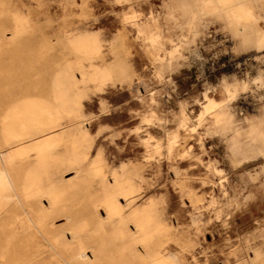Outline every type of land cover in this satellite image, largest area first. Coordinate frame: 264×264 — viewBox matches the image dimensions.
Here are the masks:
<instances>
[{
	"label": "rangeland",
	"instance_id": "374dc122",
	"mask_svg": "<svg viewBox=\"0 0 264 264\" xmlns=\"http://www.w3.org/2000/svg\"><path fill=\"white\" fill-rule=\"evenodd\" d=\"M234 2L0 0L3 121L55 126L7 151L52 237L0 180V264H264V0Z\"/></svg>",
	"mask_w": 264,
	"mask_h": 264
},
{
	"label": "bare ground",
	"instance_id": "6f19581e",
	"mask_svg": "<svg viewBox=\"0 0 264 264\" xmlns=\"http://www.w3.org/2000/svg\"><path fill=\"white\" fill-rule=\"evenodd\" d=\"M224 1V0H223ZM230 1H235V0H228ZM249 1V0H248ZM212 3V2H211ZM235 3V2H234ZM216 4V3H215ZM214 4V5H215ZM227 4V3H225ZM213 5V4H212ZM214 7V6H213ZM217 7V6H216ZM233 8V7H232ZM230 8V9H232ZM237 9V8H235ZM240 12V8H238ZM214 10V9H213ZM216 10V9H215ZM234 10V9H233ZM234 13V12H233ZM244 14V13H243ZM247 16V15H246ZM240 17V16H239ZM242 18V16L240 17ZM239 18V19H240ZM247 18V17H245ZM249 18V17H248ZM244 19V17H243ZM244 21V20H241ZM247 22V21H246ZM80 34V33H79ZM87 34V33H86ZM89 34V33H88ZM84 35V34H83ZM91 35V34H90ZM87 36V35H86ZM80 37V36H79ZM84 37V36H83ZM82 37H80L81 39ZM86 38V37H85ZM89 38V37H88ZM86 38V39H88ZM85 39H83L84 41ZM89 40V39H88ZM76 51L83 53V54H95L96 50L93 49L92 45L90 44H80L76 47ZM82 60V58H81ZM81 67V66H80ZM105 67V66H104ZM104 69V68H103ZM106 70H108L106 68ZM102 71V70H100ZM93 72V71H92ZM103 74V73H102ZM89 75V74H87ZM101 75V74H100ZM96 76V74H95ZM105 76V75H104ZM97 78V77H96ZM102 78V77H101ZM82 80V79H81ZM80 83V82H79ZM83 83V82H82ZM62 85V84H61ZM68 88V87H67ZM4 89H0V109H3V114L0 118V174L2 179L1 183L2 185L6 186L9 192L11 193L12 197V202H15L17 204V208L22 212L21 215L24 216V218L27 220L29 223V226L31 229H33L35 234L40 235V237H52L51 227H53V223L50 222L47 224V226H43L44 222L41 221H35L34 217L36 216L35 212H33L28 205H26L25 201L27 200L26 198L23 197L24 194L30 193L32 190L36 189L35 186H33V180L34 177L32 176H23L22 179H16L13 175V168H14V163L13 161L15 159H18L19 151H10L7 152L9 147L12 145L11 143L14 140H17L18 144L20 143L21 139H18L20 137H26L29 136L28 138H31L30 136L33 135H40L46 131H51L52 129L55 128L52 123L51 119L49 118V115L46 114L44 111L49 110V106L52 107L53 105L44 107L42 113L40 115H34L32 112H27L24 114H19L16 117L11 118L8 120L6 123L3 121L4 119V113H6V106H7V92H4ZM64 92V91H63ZM67 93V91H66ZM71 94V93H70ZM62 95V94H61ZM64 95V94H63ZM68 96V95H66ZM64 97V96H63ZM70 97V96H69ZM61 98V97H60ZM64 100V99H63ZM65 101V100H64ZM64 103V102H63ZM213 106V103L211 104ZM74 106V105H73ZM63 107V106H62ZM208 108V107H207ZM209 109V108H208ZM207 110V109H206ZM74 112V110H73ZM79 119V118H78ZM81 121V120H80ZM49 134V133H48ZM45 136V135H44ZM35 137V136H34ZM38 138V137H37ZM41 138V137H40ZM26 140V139H24ZM23 140V141H24ZM31 140V139H30ZM29 140V141H30ZM22 141V143H23ZM28 141V142H29ZM25 143V142H24ZM15 144V143H13ZM17 144V145H18ZM21 145V144H19ZM18 145V146H19ZM15 147V146H14ZM16 148V147H15ZM133 172V171H132ZM135 173V172H134ZM117 175L118 174H114ZM122 180V179H121ZM117 180H115L116 182ZM114 183V182H113ZM22 184H27L29 188H24L22 187ZM115 184V183H114ZM135 185V184H134ZM7 195H4L0 191V202L2 203V199L6 198ZM104 197L102 196V199ZM10 201V200H9ZM45 209V208H44ZM149 209V208H148ZM52 210V209H51ZM147 210V209H146ZM48 211V210H47ZM17 215L15 213H9L0 223V229H4V227L11 229L12 228V233L9 236L6 237H15L17 234L16 228H14L16 221H17ZM63 218H65L66 221H69L71 219L70 213H64L62 215ZM14 218V219H13ZM143 218V217H142ZM157 219V218H156ZM6 220H9L8 222ZM155 222V221H154ZM28 226V224H27ZM50 226V228H49ZM151 227V226H150ZM29 228V229H30ZM147 228V226L145 227ZM126 229V228H125ZM124 231V230H123ZM125 232V231H124ZM127 232V231H126ZM138 233V232H137ZM132 234V233H131ZM45 240V239H44ZM132 246V245H131ZM128 248V247H127ZM79 260H84L85 255L80 252L78 255ZM92 257V256H91ZM64 261V260H63ZM92 262V261H91ZM67 264V263H66Z\"/></svg>",
	"mask_w": 264,
	"mask_h": 264
},
{
	"label": "crops",
	"instance_id": "0c3cea01",
	"mask_svg": "<svg viewBox=\"0 0 264 264\" xmlns=\"http://www.w3.org/2000/svg\"><path fill=\"white\" fill-rule=\"evenodd\" d=\"M259 256H260V254L259 253H257Z\"/></svg>",
	"mask_w": 264,
	"mask_h": 264
}]
</instances>
